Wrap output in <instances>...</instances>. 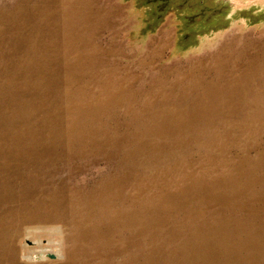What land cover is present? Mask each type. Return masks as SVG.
<instances>
[{"label": "rangeland", "instance_id": "374dc122", "mask_svg": "<svg viewBox=\"0 0 264 264\" xmlns=\"http://www.w3.org/2000/svg\"><path fill=\"white\" fill-rule=\"evenodd\" d=\"M0 264H264V0H0Z\"/></svg>", "mask_w": 264, "mask_h": 264}]
</instances>
